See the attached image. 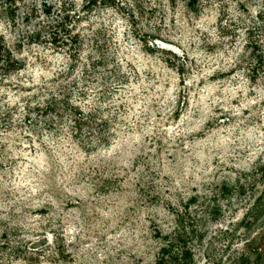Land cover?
I'll return each instance as SVG.
<instances>
[{"label":"rangeland","instance_id":"1","mask_svg":"<svg viewBox=\"0 0 264 264\" xmlns=\"http://www.w3.org/2000/svg\"><path fill=\"white\" fill-rule=\"evenodd\" d=\"M88 1L0 0V264H264V0Z\"/></svg>","mask_w":264,"mask_h":264},{"label":"trees","instance_id":"2","mask_svg":"<svg viewBox=\"0 0 264 264\" xmlns=\"http://www.w3.org/2000/svg\"><path fill=\"white\" fill-rule=\"evenodd\" d=\"M194 0H192L193 2ZM96 2H98V0H89L88 1V5H94L96 4ZM101 3L103 4H106L107 1L106 0H100ZM191 0H190V4H192ZM194 3V2H193ZM74 42L76 41L75 40V37H72ZM17 63V60H14V59H11V58H8V60L6 61V64L3 66L4 70L8 72V70H10L11 68H14L15 64ZM57 101V100H56ZM56 101H53L54 103H56ZM51 108V107H50ZM179 240H182V239H179ZM175 245L174 243L172 242H168L166 245H164L162 247V254H161V257L159 258V260L157 261L156 264H166L165 263V255L168 254V249H172L174 248ZM176 248L177 250H180L182 255V259H185L187 257V254H189V248L187 247L186 243L183 242V243H179L178 245H176ZM177 259H181L179 257H177ZM178 264H187V262H178Z\"/></svg>","mask_w":264,"mask_h":264}]
</instances>
